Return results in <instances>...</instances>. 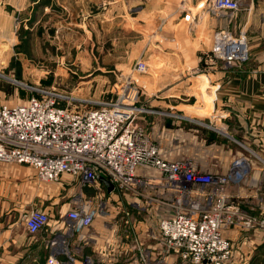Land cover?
<instances>
[{"label":"built area","instance_id":"built-area-1","mask_svg":"<svg viewBox=\"0 0 264 264\" xmlns=\"http://www.w3.org/2000/svg\"><path fill=\"white\" fill-rule=\"evenodd\" d=\"M252 6L253 0H209L208 11L231 22V17L242 10L249 13ZM249 56L246 36L222 29L214 33L210 52L200 57V68L211 77L245 64ZM128 87L126 83L125 90ZM74 102L38 91L20 106L0 105V163L27 166L42 183L56 184L65 175L77 179L82 189L96 191L92 197L71 198L64 232L52 231V217L40 208L21 216L28 236L50 233L45 241L46 264H93L90 256L71 247L75 235L82 239L101 218H112L116 227L120 219L128 223L131 213L140 219L142 212L159 206L173 208L157 217L164 253H176L182 264H228L234 245L224 235L226 228L264 231V219L242 211L239 201L226 193L229 185L245 178L250 168L246 159H235L223 175L202 172L188 156L167 155L170 148L165 150L141 123L142 116L154 112L138 106V101L126 98L95 102V109L69 108ZM10 123L21 126L9 129ZM214 124L213 130L218 125ZM98 178L109 181L112 191L107 192ZM165 198L171 199L170 204Z\"/></svg>","mask_w":264,"mask_h":264},{"label":"crops","instance_id":"crops-1","mask_svg":"<svg viewBox=\"0 0 264 264\" xmlns=\"http://www.w3.org/2000/svg\"><path fill=\"white\" fill-rule=\"evenodd\" d=\"M207 1L209 3V0H184L187 5L195 7L197 14L192 15L183 25L178 21L175 22L178 16L170 14L171 7L178 9L177 6L166 0H0V36L5 34L11 36L22 28L32 33L53 30L63 32L77 25L80 27L82 24L87 28L88 23L93 27L92 32L96 33L101 25L108 24L107 33L112 42L110 45L113 47V38L116 39L119 25L126 27L125 33L131 32L132 28H127L131 21H134L133 27L141 28L142 25L137 23V19L148 17L152 12L160 16L157 17L160 27H166L169 21L171 22V32L174 35L177 31L180 32V26L183 25L185 38L193 52H201V54L210 51L216 31L228 29L236 36L243 33L250 48L249 62L234 64L228 70L218 71L209 77L211 85L219 87L215 103L218 126L213 130V121H208V129L198 125L189 128L179 125L177 130L174 128L172 131L173 135H177L179 131V139H172L176 142H168L171 145L166 152L169 157L188 156L200 170L213 175H223L229 170L233 160L242 157L247 159L237 150L234 142L230 144L231 142L228 141L236 140L234 135L240 136V140L261 142L264 145V0L259 8L249 13L243 12L245 15L239 13L231 22L223 15L215 17L209 14ZM55 15L64 16L63 20L66 21L70 17L72 19L71 21L69 19V23L58 22L54 25L52 17ZM128 17H130L129 21ZM74 21L78 23L74 24ZM235 30L239 31L238 34ZM190 75L192 77H188ZM197 76L194 71L186 75H162L158 78L157 84L155 83L154 91L149 88L150 92H146L150 95L149 98L145 95L147 100L141 98L142 102L140 101L138 106L146 108L152 105V102L158 105L153 106L161 109V112L167 109L161 107H169L170 112L177 111V103L171 105L172 100L177 102L173 98L177 96L176 93L182 91L185 94L186 90L194 92L198 85ZM142 79L152 84L151 76ZM185 86L189 87L185 89ZM153 96L156 100H148ZM191 98H193L192 104H195L192 95ZM152 110L148 111H159ZM162 117H164L163 121L159 114L148 113L141 119L147 132L156 140H164L163 137L160 139L155 136L157 123L163 124L166 130H171L165 127V119L173 117L176 121L182 120L174 115L168 118ZM197 140L208 141L207 147L203 146L205 153L199 151ZM168 143L164 140L161 144L165 150L168 149ZM205 161H208V164ZM86 191L79 186L77 179L69 176H62L60 182L56 184H47L39 182L34 171L27 166L0 163V264H17L21 257V250L28 251V258L24 260L27 263L22 264H34L36 261L37 249L31 243L34 242L33 239L37 241L46 235L39 234L32 238L28 236L21 222V216L25 212L33 208L45 210L52 217L51 230L64 232L65 214L72 207L71 198L75 195H86ZM162 192L167 194L166 191L162 190ZM226 193L231 200H239L242 211L264 219V164L262 167L251 161L243 181L240 184L229 185ZM165 200L170 204L171 199L165 198ZM159 207H161L159 216L173 211L171 206ZM121 220L124 219L118 220V223ZM127 221L130 228L124 231V247L122 248L117 247L119 242L108 249L101 248L105 244L104 235L113 232L109 229L112 226L115 227L114 224L103 220H97L89 230L84 232L82 239L71 242V247L79 248L83 256H90L93 264H180L176 253H164L157 224L155 226L152 224L157 223V217L150 219L142 214L139 219L131 213ZM109 222L112 220L110 219ZM224 235L237 248L233 250L228 264H264V231L258 228L242 230L234 226L226 228ZM109 241L114 243L113 235Z\"/></svg>","mask_w":264,"mask_h":264},{"label":"rangeland","instance_id":"rangeland-1","mask_svg":"<svg viewBox=\"0 0 264 264\" xmlns=\"http://www.w3.org/2000/svg\"><path fill=\"white\" fill-rule=\"evenodd\" d=\"M166 1L173 3L178 8L175 9L171 7L172 9L170 10V14L172 13L174 16H178V19L175 21L176 23L178 21V23L185 25L192 15L197 14L194 9L195 7L187 5L184 0H181L180 3H176L173 0ZM102 3H104V1H102ZM206 5L208 10V1ZM261 5L262 0H255L252 10L257 9V7L259 8ZM57 7L60 9L58 5ZM74 9L75 7L72 12ZM243 12L245 11L242 10L240 13L245 15ZM76 13L79 15L78 12ZM157 17L160 16L152 12L148 17H140L137 19V23L142 25L141 28L136 26L133 27L132 22L134 21H131L127 28H132V31H128V33H125L126 27L119 25L118 31L116 32V39L113 38V47L110 45L112 42H110L107 33L108 24L101 25L100 30H97L96 33L92 32L93 27L88 23L87 28L82 24L80 25L82 29H79L80 27L77 25L76 27L74 26L73 29L63 32H61V30H53L32 33L29 32L28 29L25 30L22 28L14 32L11 36H6V34L5 36H0V105L3 104L7 107L20 106L26 103L31 97L35 96L38 91H51L57 95L74 99L75 102L69 105L71 109H95L98 105L95 102L104 103L106 101H117V99L118 101H123L126 98H132V102L135 100L136 102L138 101V103H140V101L142 102L145 95L149 98L150 95L146 94V92H150L149 88H156L155 83L157 84L158 78L162 77V75H186L188 72L194 71V74L196 76L198 75L197 80H199L198 78L203 74V70L200 68L198 60L201 56L208 54L210 51L202 54L201 52H193L185 38L183 25L180 26V32L177 31V34L174 35V33L171 32V22L169 21L166 27H160L161 24L158 23ZM236 17L237 16L231 17V21ZM63 19L64 16L59 17V15L52 17L54 25H57L58 22L67 23L69 19L71 21L72 17L68 18L67 21ZM129 20L130 17H128V21ZM75 23L78 22L74 21V24ZM159 27L161 29H159ZM235 32L238 34L239 31L235 30ZM183 44H186L190 48L195 62L194 66H189L186 55L182 49ZM172 45L176 47H172ZM248 62L249 60L246 63ZM146 76H151L153 80L151 79L150 83L152 84L142 79ZM206 76L208 77V75ZM188 77H192V75ZM181 80H184V78H181ZM209 80L211 82V78H209ZM126 83H129V87L125 90ZM188 87L189 86H185V89ZM124 90L125 92L122 93ZM176 95L177 96L173 99L177 102H173L172 100L171 105L177 103V110L184 109V107L200 106L197 89L194 92L186 90V94L182 91L176 93ZM191 95L194 97L195 104H192L193 98H191ZM148 100L156 99L153 96ZM147 104L149 105L148 102ZM151 104L152 105L145 109L149 111L152 109L159 110L154 113L159 114L161 121H163L164 118L161 113H164L166 118L172 117L173 115L181 116L182 120L180 122L178 120L176 121L173 117L165 119L166 121L170 120L168 123L165 121L164 125L167 129L171 130H166L163 124L157 123L156 126H158V128L156 129L155 136L162 139L163 135L166 143L171 141L176 142L172 139H179V131L177 135L172 134L174 128L177 130L179 125L181 127L186 126L184 128L198 125V127L208 129L207 118H199L195 114L186 113V111L178 112L172 110L171 113L168 111L169 107H161L167 108L165 112H161V109L155 107L158 106L156 103L151 102ZM57 105L64 107L65 103L58 102ZM214 117H216V114ZM214 117V123L217 125V123H219L218 117ZM177 122H179V124H177ZM214 126L215 124L213 127ZM167 131L169 133H167ZM186 131L187 130H185V132ZM234 138L236 140L228 141L231 142L230 144L234 142L237 150L247 157V159L244 157L242 158L247 160L249 166L252 161L263 167L264 145L261 144V142L240 140V136L236 137L234 135ZM164 140H161V144ZM203 143L204 145L201 146ZM207 144V140H197V146L201 153L206 152L204 147H207ZM170 145L171 144L168 143V147H170ZM205 163L208 164V161H205ZM86 193L87 197H92L96 191L87 190ZM125 200L126 199H122L120 201L123 203ZM108 204L110 206V203ZM142 213L144 217L147 216L150 219L159 217V208H151L148 213L146 211ZM108 218L109 217L104 218L108 220L105 221L106 223L113 224L115 222L112 218L110 219L113 221L109 222ZM104 219L101 218L100 220L102 221ZM152 224L155 226L157 223ZM110 226L112 225L110 224ZM129 228L130 224L128 223H118L116 227H114L113 232L104 235L105 244L102 245L101 248L108 249V247L117 242H119L117 243L118 248L124 247V231ZM45 235V237L43 235L42 238L40 237L37 241L33 239L34 242L31 243L35 245L37 249V256L34 264H46V250L44 246L50 233ZM112 235L114 243L109 241L112 239ZM39 240L42 241L39 242ZM74 240H77L76 235L72 239V242ZM235 248L234 246V251L236 250ZM27 252L28 251L21 250V257L18 262H16L17 264L27 263L24 262V260L28 258ZM179 259L180 264H182L180 257Z\"/></svg>","mask_w":264,"mask_h":264},{"label":"water","instance_id":"water-1","mask_svg":"<svg viewBox=\"0 0 264 264\" xmlns=\"http://www.w3.org/2000/svg\"><path fill=\"white\" fill-rule=\"evenodd\" d=\"M173 1L176 3L181 2V0ZM172 47L176 46L172 45ZM182 49L186 55L189 66H194L195 62L190 48L186 44H183ZM198 79L197 92L199 95L200 106L184 107V109H179L177 111H186L188 114H195L199 118H207L208 121H212L215 114V103L217 100L216 93L219 90V87L211 85L209 78L205 74L200 75ZM98 181L106 187L107 192L112 191L113 185L109 181L104 178H98Z\"/></svg>","mask_w":264,"mask_h":264},{"label":"bare ground","instance_id":"bare-ground-1","mask_svg":"<svg viewBox=\"0 0 264 264\" xmlns=\"http://www.w3.org/2000/svg\"><path fill=\"white\" fill-rule=\"evenodd\" d=\"M19 126H21V125H16V124H12V123H10L7 127L9 128V129H14V130H16L17 129V127H19ZM5 126H3L2 128H4ZM41 131H44L43 129H41Z\"/></svg>","mask_w":264,"mask_h":264}]
</instances>
